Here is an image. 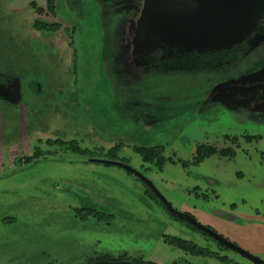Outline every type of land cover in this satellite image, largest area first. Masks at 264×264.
Wrapping results in <instances>:
<instances>
[{
  "label": "rangeland",
  "instance_id": "obj_1",
  "mask_svg": "<svg viewBox=\"0 0 264 264\" xmlns=\"http://www.w3.org/2000/svg\"><path fill=\"white\" fill-rule=\"evenodd\" d=\"M23 3L18 22L16 15L11 22L0 18V64L21 74L29 70L31 60L28 51L25 53L17 44L18 36L30 34L33 14L29 3ZM54 4L55 14L48 19L76 31L70 40L61 29L38 38L39 43L43 40L54 46L42 45L41 53L54 56L51 61L57 74L62 75L61 82L66 79L76 97L82 94L88 122L99 128L109 122L114 130L128 135L131 143L126 147L112 137L110 130L99 141L90 125L80 127L74 112L77 108L63 113L61 94L46 93L38 99L40 109L52 112L43 113L48 117L42 119L52 120L56 131L67 121L65 138L79 139L82 146L91 148L89 152L107 153L120 143L117 160L145 175L177 210L191 214L264 261V119L260 114L232 108L233 103L222 100L209 108H150L160 111L159 115L177 111L171 116L164 113L153 127H143L136 116L127 123L122 111L111 107L101 59L103 40L97 3L55 0ZM5 36L12 43L3 40ZM73 48L77 49L75 60ZM242 63L234 64L232 70L242 71L244 66L234 68ZM199 81L190 74L151 73L138 81L140 92L135 98L143 104V100L154 102L162 94L178 93L192 101L191 96L209 83L201 85ZM47 95L53 99L50 109L43 104ZM35 102L24 97L15 110L0 108V264H88L105 257L158 264H226L221 256L236 264L247 261L228 248L218 249L212 238L171 216L146 192L148 187L141 179L119 166L89 162L87 156L70 157L65 162L26 158L32 153L33 138L31 129L25 126L33 115L30 104ZM8 112L19 127V138L2 145L1 124L9 120L4 116ZM41 136L43 140L47 137ZM223 136L237 139L225 141ZM199 145L214 148V152L207 150L206 155L203 149L196 156ZM134 146L159 147L163 159L157 165L144 162ZM177 241L193 247L180 249L174 246Z\"/></svg>",
  "mask_w": 264,
  "mask_h": 264
},
{
  "label": "flooded vegetation",
  "instance_id": "obj_2",
  "mask_svg": "<svg viewBox=\"0 0 264 264\" xmlns=\"http://www.w3.org/2000/svg\"><path fill=\"white\" fill-rule=\"evenodd\" d=\"M22 2H25V4L27 5L29 3V8L31 9V11H33V14L30 18V34L28 36L26 35L25 38L19 35L18 39L20 40V43L17 44L21 45L19 47L25 53L26 50L28 51L29 58L31 60V67L28 68L29 70L27 72L21 74L14 72V70H12L9 66L7 67L3 64H0V108L9 107L15 110V108L18 107V104L24 97L28 102H30L31 100L33 101L34 99L36 100L35 104H30V111L33 112V115L29 116L27 124L25 126V128L31 129L29 131L30 135L33 138L32 153L30 155H26V158L35 159L37 157V159L39 158V160L57 159L59 161L63 160L65 162L66 160H69L70 157L87 156L89 157V162L108 164L102 161H115L130 166L128 163L119 161L116 158V155H118V152L122 147H120V143H116L111 148H109L107 153H99L97 151L89 152L91 148L82 146V143L79 139L65 138L67 133L63 130V127L68 125L67 121L62 122V126L56 131L55 124L52 120L42 119L48 117L47 115L52 112L49 110V112L46 113L44 108L40 109L41 107L39 108L38 99L44 96L46 93L50 94V96L61 94L62 96H64L65 101V109L63 113L67 114L71 112L72 110L70 111L69 108H77L78 110H74V112L75 114H78V119L81 121V123L79 124L80 127H88V125H90V131L94 132L95 136L99 138V141L100 138H103L104 133L110 130L112 133V137L115 138V140H120L121 142L126 143V147H128L131 143V139L128 135L114 130L109 122H105L102 128H99L98 125H92L91 122H88L86 118V116L88 115V107L86 105V102H84L83 100L82 94L80 93L81 96L76 97V95L71 93V88H69L66 84V82L68 81H66V79H63L61 82V79L59 77H62V75L57 74V68L51 61L52 58L54 59V56L48 57L41 53L42 45L47 47L52 45L50 48H53L54 46L53 43L44 42L43 40L41 41V43H39L38 38L54 35L58 30L61 29L63 33L64 31L66 32L64 33V35L70 40V37L73 38V34L76 31V28L69 29L67 26H62L60 23L48 19V16H53L55 14V0H42L43 3L41 2V0H16V3H14L13 0H0V18L6 17V20H9V22H11V18L13 15H16V18L18 15V18H20L23 15L22 6L24 5V3L21 4ZM95 3H97L100 11L99 19L103 40L101 59L106 70L105 75L109 82L111 91V107L119 108L122 111L121 116L127 123H130L131 120L134 119V116H136L138 121H140L139 123H141L143 127H153L155 124L157 125L158 122L162 120V118L164 117V113L171 116L177 112H164L159 115L160 111H152L150 108H201V104H204V107L206 106L205 108H209L210 106L214 105L210 104V101L226 100L224 95L228 92L227 89L212 90L217 83L225 82L232 77L247 74L264 68V17L262 16L256 18L253 29L247 35L242 37L241 42L224 49L196 53L193 51L186 52L167 49V47H164L163 49L159 47L158 49L156 47L155 49H148V51H146L145 49H142L139 44L136 45L134 43H131L130 41L132 39V34L130 32V27H132L130 22L132 19H130L131 10L128 9V0H95ZM18 18L16 19V22H18ZM127 21L128 24L125 25L126 30L124 31V24ZM17 33L21 34L22 31H19ZM4 38L5 39L3 40H5L6 42L12 43L8 36H5ZM0 40H2L1 35ZM57 46H59V44ZM253 52L254 54L252 55ZM72 53V58L73 60H75L77 57V49L73 48ZM44 57L47 58L46 61ZM48 58L50 60H48ZM241 62L243 63L237 65L234 68L244 66L243 70L234 72L232 70V66ZM20 63L21 64L19 65V68L22 67V60L20 61ZM9 65L11 66V64ZM19 70L23 71V69ZM38 70L41 71L38 72ZM151 73L190 74L200 79L199 82L201 83V85L203 83H209L207 84V87L205 89L201 90L200 92H196L191 96L192 101H188L186 95L176 93L162 94L161 96H156L157 100L155 99L154 102H151L147 99L145 101L143 100V104H141V102L136 101L135 98V96H137L140 92L139 87H137V83L141 79V77L150 75ZM46 83L49 84V87H46ZM71 84L73 86L72 80ZM60 86H62L63 88H59ZM47 96L48 97L45 98L43 97L45 99L43 104L45 108L50 109L53 99H51L49 95ZM134 108L138 109L134 110ZM43 113H46L47 115L42 116ZM7 114H5L4 116L9 120H4V122H2L1 124V127L4 129L1 137L2 145L11 144L13 141H15L16 137L19 138V127L16 126L15 122L12 120L13 118L11 116V113L8 112ZM33 130L34 132L32 133ZM39 132L41 133V135H47L45 140H43L41 135H38ZM33 134H35V139L33 137ZM223 139L225 141H232L237 138L236 136H223ZM247 139L249 140L250 138ZM138 149L152 151L154 158H152V160L145 159L140 154ZM158 149L159 147L156 146L133 147V150L141 156L144 162L154 163L155 165H157L163 159V156L160 154ZM203 149L207 151L214 148L199 145L195 150L196 156ZM67 151H71V153L69 155H66ZM206 155H208V151ZM119 167L136 176L126 168L122 166ZM130 167L133 168L132 166ZM140 174L143 175L142 173ZM143 176L146 177L145 175ZM144 184L148 187V191L146 190V192L148 194L150 192L152 197L157 199L159 205H162L167 210L158 195L162 194L157 190V188L153 185L158 193H156L146 182H144ZM194 188H196V185L194 186ZM162 197L164 196L162 195ZM168 203L175 210H177L169 201ZM180 212L193 217L191 214L185 211ZM98 213L101 215V211H99ZM216 213L219 214L218 212ZM169 214L177 219L182 220L183 222L186 221L187 223H185L190 227L197 229L206 236L212 238L218 243V249L224 247L228 248L247 259L245 263L239 262L238 264H257L241 253L237 252L236 250L223 244L206 231H203L198 227L192 225L187 220L171 214L170 212ZM206 227L212 230L214 233L218 234L209 226ZM218 235L224 238L222 235ZM224 239L229 241L226 238ZM181 243L185 247H183ZM181 243L180 241H177L175 245H172L180 249L193 247L186 242ZM257 258L261 260L259 257ZM221 260L226 264H236L234 262L235 260L233 261L227 256H221ZM147 263L158 264L155 262Z\"/></svg>",
  "mask_w": 264,
  "mask_h": 264
},
{
  "label": "water",
  "instance_id": "obj_3",
  "mask_svg": "<svg viewBox=\"0 0 264 264\" xmlns=\"http://www.w3.org/2000/svg\"><path fill=\"white\" fill-rule=\"evenodd\" d=\"M128 3L132 19L130 41L146 51L156 47L196 53L224 49L241 42L242 37L253 29L256 18L264 17V0H128ZM126 24L128 21L124 24V31ZM217 89L228 90L224 96L226 102L233 103L232 108H246L264 119V68L217 83L212 90ZM219 103L221 101H210V104ZM205 107L201 104V108ZM102 162L126 168L158 193L149 179L130 166L115 161ZM158 195L171 214L206 231L253 262L264 264L193 217L175 210L162 195ZM91 264L136 263L98 259Z\"/></svg>",
  "mask_w": 264,
  "mask_h": 264
},
{
  "label": "trees",
  "instance_id": "obj_4",
  "mask_svg": "<svg viewBox=\"0 0 264 264\" xmlns=\"http://www.w3.org/2000/svg\"><path fill=\"white\" fill-rule=\"evenodd\" d=\"M138 151L140 152V154L145 158V159H148V160H152V158H154L153 157V152L152 151H148V150H145V149H138ZM210 152L212 151V152H214V149H210L209 150ZM200 161V160H199ZM186 222V221H185ZM187 223V222H186ZM181 243V242H180ZM181 245L183 246V247H185L182 243H181ZM98 259H105V260H111V261H115V259H111V258H109V257H105V258H98ZM98 259H96V260H98ZM117 260V259H116ZM119 260H122V259H119ZM93 261H95V260H91L88 264H91ZM134 263H136V264H142L141 262L139 263V261L138 262H134ZM146 264H153V263H146Z\"/></svg>",
  "mask_w": 264,
  "mask_h": 264
}]
</instances>
